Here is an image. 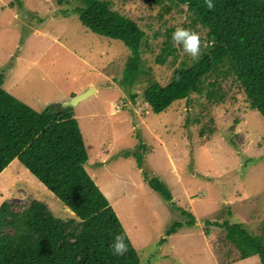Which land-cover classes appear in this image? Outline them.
Returning a JSON list of instances; mask_svg holds the SVG:
<instances>
[{
	"label": "rangeland",
	"instance_id": "374dc122",
	"mask_svg": "<svg viewBox=\"0 0 264 264\" xmlns=\"http://www.w3.org/2000/svg\"><path fill=\"white\" fill-rule=\"evenodd\" d=\"M107 1L145 32L136 82H120L131 55L125 44L80 22L75 10L83 0H0L1 86L37 111L95 88L71 107L85 168L143 264H260L256 253L236 247L240 234L220 226L236 224L264 239V118L223 64L199 93L151 111L144 99L150 83L166 85L194 62L173 45L175 28L196 31L201 53L207 29L169 0ZM151 177L164 182L171 201L149 187ZM6 199L16 206L37 199L56 217L78 221L16 159L0 173V203Z\"/></svg>",
	"mask_w": 264,
	"mask_h": 264
},
{
	"label": "trees",
	"instance_id": "16d2710c",
	"mask_svg": "<svg viewBox=\"0 0 264 264\" xmlns=\"http://www.w3.org/2000/svg\"><path fill=\"white\" fill-rule=\"evenodd\" d=\"M169 1L186 5L193 21L207 29L208 44L198 61L179 67L166 85L152 82L144 90L151 111L160 113L173 102L199 93L204 77L223 64L226 74L239 82L250 107L264 118V0H212L215 7L211 10L205 0ZM83 3L75 10L82 25L123 42L130 50L120 82L132 85L141 72L144 30L112 9L107 0ZM15 159L78 221L56 217L37 199L23 206L3 200L0 264H143L113 207L85 168L88 154L71 107L61 110L56 102L37 111L6 91L0 80V173ZM146 179L150 188L171 201L164 182L158 177ZM187 224H193L192 219ZM181 225L174 224L167 232L172 234ZM220 227L227 229V235L240 234L242 240L236 241V247L256 253L264 264V239H254L236 224ZM117 234L125 236L128 251L124 256L114 255L110 247Z\"/></svg>",
	"mask_w": 264,
	"mask_h": 264
},
{
	"label": "clouds",
	"instance_id": "9594fccd",
	"mask_svg": "<svg viewBox=\"0 0 264 264\" xmlns=\"http://www.w3.org/2000/svg\"><path fill=\"white\" fill-rule=\"evenodd\" d=\"M207 8L213 9L215 5L212 0H205ZM172 42L174 46H182L183 51L188 54L193 61H198L201 55V38L200 35L191 29L177 26L172 33ZM210 43L208 47H211ZM131 198H135L134 194ZM113 254L117 256H124L128 251V246L125 243V236L117 234L114 237L113 243L110 245Z\"/></svg>",
	"mask_w": 264,
	"mask_h": 264
},
{
	"label": "water",
	"instance_id": "95a60500",
	"mask_svg": "<svg viewBox=\"0 0 264 264\" xmlns=\"http://www.w3.org/2000/svg\"><path fill=\"white\" fill-rule=\"evenodd\" d=\"M93 91H95V88L89 87L88 89L73 95L69 99L59 101L58 103H59L60 109L63 110V109H66L68 107H75L79 102H81L82 100L91 96ZM67 210L70 211V209L68 207H67Z\"/></svg>",
	"mask_w": 264,
	"mask_h": 264
},
{
	"label": "crops",
	"instance_id": "0c3cea01",
	"mask_svg": "<svg viewBox=\"0 0 264 264\" xmlns=\"http://www.w3.org/2000/svg\"><path fill=\"white\" fill-rule=\"evenodd\" d=\"M19 100H20V99H19ZM21 101H22V100H21ZM62 101H63V100H62ZM58 102H59V101H58ZM58 102H57V103H58ZM107 155H108V154H107ZM13 161H14V160H13ZM13 161H12V162H13ZM102 161H104V159H102ZM10 164H11V163H10ZM90 176H91V175H90ZM91 177H92V176H91Z\"/></svg>",
	"mask_w": 264,
	"mask_h": 264
}]
</instances>
